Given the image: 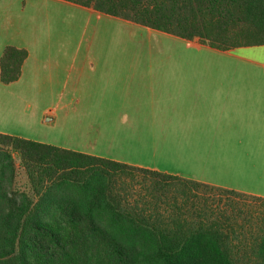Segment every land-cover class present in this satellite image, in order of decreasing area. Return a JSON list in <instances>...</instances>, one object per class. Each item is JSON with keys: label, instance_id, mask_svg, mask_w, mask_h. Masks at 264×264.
Returning a JSON list of instances; mask_svg holds the SVG:
<instances>
[{"label": "crops", "instance_id": "1", "mask_svg": "<svg viewBox=\"0 0 264 264\" xmlns=\"http://www.w3.org/2000/svg\"><path fill=\"white\" fill-rule=\"evenodd\" d=\"M96 23L187 44L214 64L178 51L94 50ZM9 46L28 57L17 82L0 80L1 95H16L0 100V134L264 199V46L220 51L66 0H0V60ZM17 102L46 106L23 112L29 128L59 124L69 145L34 140L18 126ZM52 107L72 116L57 123Z\"/></svg>", "mask_w": 264, "mask_h": 264}, {"label": "trees", "instance_id": "2", "mask_svg": "<svg viewBox=\"0 0 264 264\" xmlns=\"http://www.w3.org/2000/svg\"><path fill=\"white\" fill-rule=\"evenodd\" d=\"M66 1L211 49L264 46V0ZM27 57L23 49L4 50L3 84L21 78ZM134 182L145 194L131 202ZM199 190L264 205L262 198L0 134V264H264V224L251 246L240 247L218 217L186 216L184 206ZM171 209L178 212L166 216Z\"/></svg>", "mask_w": 264, "mask_h": 264}, {"label": "rangeland", "instance_id": "3", "mask_svg": "<svg viewBox=\"0 0 264 264\" xmlns=\"http://www.w3.org/2000/svg\"><path fill=\"white\" fill-rule=\"evenodd\" d=\"M78 27L79 50L90 49V45H92V43L90 41L88 44L86 41L87 30H84V26H82L81 23ZM88 34L90 35L91 32L88 31ZM92 34L95 38L93 44L94 50H139L144 52L178 51L185 53L186 56H189L192 65H197L198 63L201 65L214 64L213 58H209L207 55L205 56V52L202 50L199 51L200 49L198 50L187 44H178L176 47H174L172 46L173 44L170 40H165V44H162L158 42L159 40L149 38V34L146 31L139 32L129 29L124 31L115 28L113 25L99 26V24L96 23L94 33ZM84 37L85 39H83ZM15 97L16 95L10 92L4 93L2 95L0 94V100L4 101L10 100L11 102ZM17 103L19 106L15 105V108L19 113L17 115L19 118L18 120H20V122H18V126L24 128L28 135H35L36 137L33 138L34 140L52 143L65 141L64 144L69 145L67 142H69L70 139L66 140L67 137L65 136L64 131L60 128L59 124H57V126L56 124H50V126L53 127L52 129L46 130L45 128H42V130L40 129L38 133H34V131L32 132L29 128L30 124L28 117H26L23 112L29 111V113H31L32 110H35L34 113L41 115L42 111L47 109L46 106L32 107V105L26 107L19 102ZM51 109H53V111L55 110V112L60 111L57 113V123L62 115L67 118L72 116L70 108L65 109L64 111L53 107ZM65 120L66 119L63 118V121ZM66 135H69V133H66ZM137 176H142V174L136 173V177ZM20 182L21 185L26 182L24 176L20 178ZM128 190L130 192L129 199L131 202L140 199L141 196L145 194L144 191H141V185L136 184V182L128 185ZM196 194L199 197L193 200V202H189L188 205L184 206V213L188 218H195L197 220H199V216L206 218V216H202L203 212L207 213L208 217L210 216L211 219L218 217L217 219H220L221 222L230 229H234L236 235L239 236V240L234 241L235 245L241 247L243 244L250 246L253 244L252 236L256 237L258 231L263 228L264 224V205L262 202L256 201L252 198H239L233 195H226L218 191L205 194L203 190H199L196 191ZM192 204L194 205L193 207ZM163 208L167 209L165 207ZM163 211L164 210H162V212ZM167 211L169 213H167L166 216H169L171 213L173 214L174 211L178 212L175 209ZM224 216H228L231 219L227 220Z\"/></svg>", "mask_w": 264, "mask_h": 264}]
</instances>
